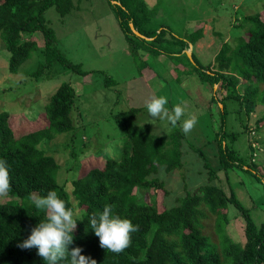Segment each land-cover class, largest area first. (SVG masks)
I'll return each mask as SVG.
<instances>
[{
    "label": "trees",
    "instance_id": "16d2710c",
    "mask_svg": "<svg viewBox=\"0 0 264 264\" xmlns=\"http://www.w3.org/2000/svg\"><path fill=\"white\" fill-rule=\"evenodd\" d=\"M107 1L129 45L128 50L142 68L148 66V61L140 55V50L147 57L179 55L185 58L187 65L191 66L190 72L195 73L202 83H209L212 89L217 86L213 89V101L222 105L221 109L218 107L220 124L216 132L220 167L225 172L234 166L255 171L259 166L243 161L233 148L237 134L227 128L225 102H235L239 112L246 117L258 106L264 109V21L260 13L245 16L248 28L231 43L223 42L213 62L204 66L197 61L193 51L191 60L186 55L189 44L193 46L202 38V27L186 38H176L166 45L163 39L166 32L175 37L170 30L146 28L159 3L148 10L143 0ZM73 2L0 0V39L9 53L7 69L10 74H17L31 58L32 51L38 50V64L31 73L32 77L40 79L56 65L66 69L62 72L70 70L86 75L80 65L71 64L61 54L55 45V32L46 24L45 12L50 7H54L58 16L63 18L76 7ZM130 25L143 38L135 35ZM239 25L243 30L242 23ZM34 33L40 39L42 37V47L36 40L26 39ZM170 69L173 71L176 66L171 65ZM54 72L57 74L58 70ZM175 80L178 81L179 77L176 76ZM115 85L111 78H105L106 88L114 90ZM74 97L71 84L62 82L46 106V127L31 130L18 140L14 138L8 112L0 111V159L8 162L12 185L5 201L0 202V264H47L36 254V248L22 250L17 245L27 239L31 229L45 218L44 212L37 210L30 201V194L45 196L49 190H55L69 208L77 209V227L68 250L80 247L83 249L81 255L94 259L96 264H264V223L255 224L232 189L227 195L219 184L199 186L186 192L177 205L159 210L155 204L156 196L165 197L168 192L155 175L164 166L167 172L181 167V146L185 135L180 127H175L167 143L170 146L166 148L164 140L155 139L148 128L132 123L140 108H129L114 115L122 122L127 134L120 157H107L101 169H90L83 177L72 180L68 193L65 185H59L57 181L58 163L53 156L39 149V145L74 129L70 116ZM254 125V132L264 130V113L255 119ZM243 127L247 129V123ZM199 154L203 156L201 152ZM202 159L209 181L215 182V170L204 157ZM262 176L264 191V174ZM140 192L145 195L140 197ZM150 196L154 201L147 200ZM106 204L114 206L115 215L139 225V231L132 234L131 246L120 254L101 249L99 239L89 225L90 217L101 212ZM231 204L244 219L243 245L235 243L226 233L227 210ZM213 214L216 216L213 226L216 240L204 231L203 220ZM58 264H68V261L61 260Z\"/></svg>",
    "mask_w": 264,
    "mask_h": 264
},
{
    "label": "rangeland",
    "instance_id": "374dc122",
    "mask_svg": "<svg viewBox=\"0 0 264 264\" xmlns=\"http://www.w3.org/2000/svg\"><path fill=\"white\" fill-rule=\"evenodd\" d=\"M143 1L148 10L159 3L146 28L151 31L162 27L170 30L175 37L166 32L163 36L166 45L176 41V38H186V35L202 27L203 36L192 46V51L204 66L213 62L223 42L231 43L234 37L248 28L245 16L260 13L264 21V0ZM73 3L76 7L63 18L58 16L54 7H50L45 12L46 24L54 30L55 45L61 54L71 64L80 65L86 75L70 70L62 72L66 69L56 65L40 79L32 77L31 73L38 64V50L32 51L31 58L17 74H10L7 69L9 53L0 39V111L8 112L14 138L18 140L31 130L46 127L45 109L51 95L62 82L70 83L75 91L70 113L74 129L52 140H44L39 145V149L53 156L58 163L57 181L59 185H65L69 193L72 180L83 177L90 169L103 167L105 159L110 157L105 152L106 148L112 149L111 158L120 157L127 134L122 122L114 117L119 112L140 108L132 123L148 128L155 139L164 140L165 147L169 148L167 143L174 128L159 120L148 124L151 118L144 106L150 97L166 96L169 101L167 107L180 104L185 108V115L176 127L192 116L197 118V124L182 139L181 167L167 172L164 166L155 175L168 192L165 197L156 196L155 204L159 210L177 205L186 192H192L199 186L219 184L227 195L232 189L257 226L264 223L261 181L264 174V130L259 133L253 131L254 121L264 113V109L258 106L246 117L239 112L235 102H225L228 109L227 128L237 134L234 150L243 161L259 166L255 171L234 166L225 172L216 154V132L220 124L218 107H222L216 100L213 101V89L217 86L212 89L209 83H202L195 73L190 72L191 66L187 65L185 58L179 55L147 57L140 50V55L148 61V66L142 68L128 50L129 45L107 0H74ZM26 39L36 40L40 47L43 45L42 37L40 39L37 33L26 36ZM171 65L176 69L171 71ZM47 76L51 77L48 79ZM106 77L115 82L114 90L104 86ZM246 123L247 129L243 127ZM203 157L216 172L215 182L208 179ZM143 195L139 193L140 197ZM6 197L0 198V202L3 203ZM150 199L153 200L151 196L147 198L149 202ZM215 218L214 214L209 215L203 222L204 231L216 240L213 232ZM227 218L226 233L235 243L243 245L244 219L232 204L228 206Z\"/></svg>",
    "mask_w": 264,
    "mask_h": 264
},
{
    "label": "clouds",
    "instance_id": "9594fccd",
    "mask_svg": "<svg viewBox=\"0 0 264 264\" xmlns=\"http://www.w3.org/2000/svg\"><path fill=\"white\" fill-rule=\"evenodd\" d=\"M169 101L166 96H153L145 101V108L151 118L148 124L155 121L166 122L175 128L185 115V108L180 104L167 107ZM197 124V118L192 116L184 119L180 124L184 135H189ZM105 152L111 157L112 149ZM12 190L9 165L6 160L0 159V198L6 197ZM30 201L37 210L43 211L45 218L31 229L30 235L17 247L22 250L37 249V255L47 264H58L67 260L68 264H96L90 257L81 255L83 249L74 247L73 232L77 227L75 211L69 208L55 190H49L45 196L32 193ZM113 205L106 204L103 210L90 217L89 225L94 235L99 239V247L114 254H120L132 244V234L139 231V225L131 220L121 218L114 214Z\"/></svg>",
    "mask_w": 264,
    "mask_h": 264
},
{
    "label": "water",
    "instance_id": "95a60500",
    "mask_svg": "<svg viewBox=\"0 0 264 264\" xmlns=\"http://www.w3.org/2000/svg\"><path fill=\"white\" fill-rule=\"evenodd\" d=\"M130 27H131V30L133 31V33H134L135 35H137L138 37H143L141 34H139V33L133 28L132 25H130ZM191 51H192V45L189 44V50L186 51V55H187V57H188L190 60H191Z\"/></svg>",
    "mask_w": 264,
    "mask_h": 264
}]
</instances>
